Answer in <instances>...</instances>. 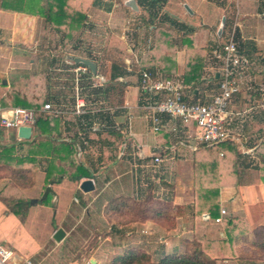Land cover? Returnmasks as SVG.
<instances>
[{"label": "crops", "instance_id": "0c3cea01", "mask_svg": "<svg viewBox=\"0 0 264 264\" xmlns=\"http://www.w3.org/2000/svg\"><path fill=\"white\" fill-rule=\"evenodd\" d=\"M3 1L0 0V103L15 106L18 98L32 105V107L36 103L45 100H48L45 103H53L63 112L58 119V133L61 134L59 143L76 144L80 151L81 161L89 167L91 172H94V178H83L81 181H76L70 176L72 171L74 172V168L68 164L71 160L65 162L58 160V165L66 169V174L60 182L47 184L44 172L46 162L44 161L41 167L36 168L43 173V184L41 185V182L38 183L37 181L35 189L37 191L42 189V194H44L46 188L50 186L51 192L49 194L53 196L49 205H44L37 199H31L30 203L33 200H37V203L31 204L25 223H22L19 218L11 213L0 198V245L9 246L17 252L16 246L18 245H16L15 238L16 236L21 237L29 234L27 233V226L32 215H39V212L40 215H55L54 217H56L59 212L57 207L64 204L68 198L71 197L74 202L79 201L75 197L78 193L82 194L83 200L87 203L83 207V209L88 210L87 214L90 213L88 206L90 207L92 202L103 198L102 209L109 198H112V194L107 196L108 193L106 192L109 189L113 192L120 190L124 197L136 198L137 196L136 199H141L140 196H143L146 190L143 187L146 184L143 175L145 174L144 168L149 164L153 166L152 157L155 153L166 147H171L175 152L173 154L170 151L172 152L171 158L178 157L176 158L178 160L182 157L192 161L195 158V152L186 143L183 133H155L152 130L151 115L146 108V97L142 93L139 80L141 73L148 71L141 68V65H144L143 60H147L146 63L150 65L154 61L153 52L151 53V49L154 47V38L151 45L146 44L147 49H144L143 45L141 46L142 50L139 49L140 47L136 49L135 46L131 49L128 48L127 52L129 54L124 55L125 57L122 60H118L119 56H115V54H104L102 57V53L105 51L115 52V50H112V43L115 39L110 41L111 50L104 48V45L107 44L101 43L98 39L80 36V41L83 40L80 47H77L79 43L76 42L71 45L70 51L67 49L68 52L66 53L57 51L62 50L60 48L66 49L64 45L59 46L56 51H52L49 47V39L43 38L37 32L39 29L44 30L45 27L54 29V26H50L44 17L6 10L2 7ZM228 2L227 5H221L220 7L211 4L221 9L224 15L215 24L213 23V26H206L209 29V36L205 40L199 38L198 33L200 30L181 20L178 13L172 15L169 11L165 12L176 21L185 22L184 24L193 30L194 33L191 37L193 46L202 57L200 82L185 83L184 79H181L189 87L186 92L189 100L196 101L203 95L210 93L208 95L212 96L217 92L218 87L213 88L211 86L213 79L215 82L218 80L216 76L214 78L209 77L210 72L215 70V66L208 63V52L210 48L222 47L226 43L227 39H224V35L227 27H230L228 32H236L238 28H241V36L244 40L246 39V42L243 39L240 40L238 43L239 48L241 53L250 61V70L243 76L241 92L234 100V107L241 110L245 106H255L254 102L262 95L259 92H252L255 94L254 96L248 88L255 87L259 89L264 87V83H257L262 79L264 80V0H244L242 10H239L232 0H228ZM253 3L256 4V15L263 17L259 23H256V28L250 26L251 24L246 25V23H249L248 20L246 22V19L253 16L250 11V6ZM185 6L186 4L184 8L187 19L195 17V12L187 5L193 12L191 14ZM67 10L69 12H82L87 15L88 20L85 26L79 30H84L83 33L86 30L90 33L100 29L105 31L112 29L113 32L119 26L125 24L130 14L141 13L138 4L137 10H134L127 6V2L121 4L117 0H68ZM223 19L226 22L221 32L220 27ZM122 20L123 24L121 23ZM194 24L198 26L197 23L194 22ZM147 27L153 31L154 35V28L152 26ZM244 30H249L250 33L247 34ZM94 35L97 37V34ZM120 38L121 42L129 40V36L125 34L124 37ZM201 42L207 43L199 46L198 44ZM207 44H211L210 47ZM99 45L103 47H98ZM80 48L81 50H79ZM188 53L189 51L183 48L175 51L174 56L172 55V61L169 62V73H172L171 78L180 79V76L184 78L187 71ZM74 58H82L93 62L97 67V72L94 74L89 67L76 64ZM104 63L107 64L104 65ZM162 63L154 64L155 67H152L154 75L163 76ZM214 64L216 67L219 66L215 60ZM81 67H87L88 70L81 71L79 70ZM115 73L117 78L113 82L112 76ZM203 81H206L207 88H204V92L200 93L201 90L197 86L200 83L202 84ZM245 86H248V88L246 87V89ZM70 91H72V95H68ZM76 95L82 97L86 102L88 118L86 117L87 119L82 123L83 125L78 120L85 116L74 113L76 110ZM102 97H104V102L106 99H110L109 104L107 103L105 107L106 111L109 112L104 113L100 127L94 128L97 121L93 114L97 111V107L92 106L97 105V99ZM147 127L149 131L146 130ZM4 133H8L7 135L10 137L9 140L6 137V142H11L6 146L17 144L15 156L27 157L32 154L34 148L39 149L37 143L39 138L34 131L30 140L20 139L18 133L14 130H5ZM164 134L169 135L170 140ZM217 153L221 156L223 152L219 151ZM138 155L141 158H138ZM125 160L128 161V165L122 167L120 164ZM190 167L186 163L184 165H180V162L177 164L176 171L180 177L177 176L173 198L168 199L173 203V209H175L173 215L209 216L211 213L208 207L205 209L200 208L198 181L195 178L192 181V171L194 173L195 169ZM86 180H93L97 193L95 191H93L95 193H85L81 190V185ZM96 183H98V188H96ZM7 185L3 180H0V196L6 193L4 195L12 194L11 198L25 199L23 196L14 197V194H24L26 192H21L23 190L8 191ZM218 202L219 211L217 216L214 218L210 216L212 219H206L209 222H204L206 224L211 223L210 225H223V230H226L224 235L227 242L213 243L211 253L207 252L208 256L218 264H264V258L251 257V253L246 254L247 250L253 251L256 247V244L253 243V241L258 242L255 233L264 229V181L259 178L253 180L250 184H245L240 177V179H235L234 184V179L229 178V182H223L220 188ZM60 208L64 210L62 205ZM221 209H225L227 214L222 216ZM197 217L194 218L196 222L199 220V217ZM218 218H221L222 221L216 222ZM227 220H231L230 224H226ZM213 222L215 223L213 224ZM228 225L233 226L230 228ZM124 232H126L124 234L127 237L126 243L131 244L135 240L134 237H136L134 231L126 229ZM14 235L15 237H13ZM232 236L235 238L233 242ZM208 241L213 242L214 239L211 241L208 239ZM128 246L126 247L128 250L133 248ZM21 248H24V245H21ZM180 248L181 246L175 245L173 242V252H179ZM41 250V245H36L31 247L30 254H23L18 251L19 256H15L12 263H22L25 260L26 264H32L28 261V257H39ZM242 255H244L243 258Z\"/></svg>", "mask_w": 264, "mask_h": 264}, {"label": "rangeland", "instance_id": "374dc122", "mask_svg": "<svg viewBox=\"0 0 264 264\" xmlns=\"http://www.w3.org/2000/svg\"><path fill=\"white\" fill-rule=\"evenodd\" d=\"M243 1L244 0H232L233 4L235 3L239 10H242L244 7ZM117 2L122 4L123 2L126 3L127 0H117ZM228 3V0H168L164 11H169L172 15L173 13H178L181 20L185 21L189 25L191 24L197 28V30H200L198 33L199 38L201 40H205L208 39L207 36H209V29L207 27L213 26L216 21H219V18L224 15L223 11L214 5L220 7L221 5H227ZM185 4L195 12V17H190L187 19L188 17L185 14L186 11L184 8ZM253 4L250 6V11L253 16H250L249 19H246V22L247 20L249 22L246 23V25L249 26V24H251L250 26L256 28V23H259L263 17H258L259 15H256V4ZM129 16V19L125 21V24L119 26L118 29L113 32L112 29H107L106 31L104 29H100L94 30L90 33L86 32V30L83 33V30L74 33L72 40L69 42H67L65 38L62 37V35H60V33L55 29H50L48 27H45L44 30L39 29L37 34L45 39H49V47L52 51H56L59 46L64 45V48L66 49L60 48L62 50H57L63 51V53L68 52V50L70 51L71 45H74L76 42L79 43L77 44V47H80L81 43L83 42V40L80 41V36L98 39L101 43H106L107 45H104V48L107 50L112 49L110 47V41L115 39L116 41L114 40L112 43V50H115V52L105 51L102 53V57L104 54H115V56H119L118 60H122L123 57H125L124 55L129 54L127 52L128 48L131 49L133 46H135L136 49L140 47L139 49L142 50L141 46L143 45V48L147 49L148 46H146V44L148 43L151 45L154 38L153 31L147 27V24L142 19V12L135 15L130 14ZM194 22L197 23L198 26L194 24ZM121 23L123 24V20ZM229 29L230 27H227L225 30L224 39H228L229 34L231 33L228 32ZM244 32L247 34L250 33L249 30H244ZM94 34H97L98 38L95 37ZM124 34L129 36V40L127 42H121L120 37H124ZM175 39H178V37ZM235 39L238 43L243 39L241 36V28H238L235 32ZM203 43L207 42H201L198 45L200 46ZM102 45H99L98 47H103ZM178 45L181 46V43L178 42ZM207 45L209 46L211 44ZM180 49L183 48L179 47L178 50ZM213 49L210 48L207 58L208 63L215 66V70L211 71L209 76L214 78L216 76V72L219 70V67H216L214 60L212 59L211 51ZM79 50H81V48ZM105 64L107 63H104V65ZM180 77V79H184L182 76ZM212 81L213 83L211 86L213 88H217L218 82H215L214 79ZM203 82L197 86L199 90H201L200 93H203L204 88H207L206 81ZM257 83L262 84L264 83V80L262 79ZM246 87L248 88V86H245V88ZM248 90L251 94L259 92L262 95L259 96L254 102L255 106H245V108L241 109V111L246 110V113L245 116L238 122V131L242 136L243 141L246 142V149L254 148V151L251 154L245 155V158L243 157L240 160V164L242 163L244 166H241L239 162L233 160V163H235L233 165L237 164L239 166V179L241 177L245 184H250L255 179H263L264 176V171L256 170V167H259L260 169L264 167V153L259 152L258 150L260 145L264 143V92L256 89L255 87H249ZM70 94L72 95V91H70L68 95ZM253 95L255 96V94ZM109 100L110 99H106L104 102V97L99 98L96 101L97 105L95 104L92 106L97 107V111L93 115L96 117L95 120L97 121L96 124L98 127L101 125L102 117L105 115L104 113L109 112L106 111L105 108ZM149 113L150 115L152 114L150 111ZM83 116L85 117H82L80 120H78L81 124L86 121L85 119L88 118V114ZM146 130L149 131L148 127ZM4 132L5 131L0 130V150L4 146L11 144L9 141L6 142V137L8 138L7 140H9L10 137L7 135L8 133ZM250 146L252 147L250 148ZM138 158H141V156L138 155ZM176 158L178 157H169L161 169H157L150 164L144 168L145 174L143 175L146 179V184L143 187L146 190L143 196H140L142 197L140 202L144 199L146 200L144 205H139L135 202L134 204H131L134 205V207H128V205L122 206L121 203L125 201V198L120 190H115L113 192L111 189H109L106 193H108L107 196L112 194V198H109L110 204L109 202H106L104 207L101 209L103 198L97 199V201L92 202L90 207L88 206V209H90L89 214H87L88 210L83 209L87 203L83 200L81 193L75 195L79 201L74 202V200L70 197L64 202V204H60L58 206L59 208L57 207L59 212L57 213L56 217H54L55 215H40L38 210L35 209L39 215L31 216L27 226V233H29L27 236H16L15 241L16 245H18H15L17 247L16 249L23 254H30L31 247L41 245L42 250L39 253V257H28V261H30L32 264H114L113 260L116 256L125 255V253L127 254L132 250H138V252L152 254L151 262L144 261L140 264H160L163 257L165 256L170 257L186 255L187 257H195V255L199 253L197 248L199 247L200 249H203V242H208V239L210 241L214 239L216 243H223L227 241L224 235L226 230H223V225H215V222H213L214 225H210L211 223H205L209 222L207 220L210 215H173L175 212V209H173V203L169 202L168 204L166 201L169 198H173V190L176 188L177 176L180 177L176 171L177 164L179 162L180 165H184L185 163L189 164L192 169H195L194 173L192 171V181L194 178L195 180L197 179L195 158L192 161H188V159L182 157L178 160H176ZM42 165L43 162H40L36 168L41 167ZM120 165L125 167L128 165V161L125 160ZM36 168L35 170L28 171L22 170L20 167L15 168V165L7 166L4 163H0V180H3L5 183L11 186L13 185L15 188L19 189L18 191L23 190L21 192H26L24 194L15 193L14 197L23 196L26 200L37 199L39 202H43L45 199H43L42 189L38 191L35 189L37 181L38 183L41 182V185L43 184V173L38 171ZM21 171H23L27 177H29V180L25 181L18 179ZM208 172L211 174L210 176H212V178L217 173L216 168H210ZM208 179L209 178L207 176V182ZM96 188H98V183H96ZM153 188H155V194H153ZM94 191L96 192L97 190ZM148 194L153 195L156 200L154 201L151 197H148ZM91 197L93 198V195ZM159 203H165L166 205H160ZM61 205L64 210L60 208ZM107 205L108 209L105 208ZM143 207L150 209L155 208L158 212L155 215H150L152 210L149 209V212H142ZM112 208L113 210L110 211ZM126 208H129L130 211H127ZM158 213H162L163 215H159ZM195 216L199 217L197 222L194 219ZM228 220L226 224H228ZM232 226L233 225H228L230 228ZM58 229H63L66 232V236L60 242H57L54 239V235ZM126 229L132 230L135 233V240H133L131 244L129 242L126 243L127 237L124 234L126 233L124 232ZM186 231H188V233H186ZM261 234L262 238L264 239V231ZM15 235L13 237H15ZM234 239V236H232V242ZM173 242L175 245L177 244L178 246H181L179 252L177 253L173 252ZM21 245H24V248H21ZM127 245H129L128 247L133 248L128 250L126 248ZM12 250L16 256H19L17 253L18 251L16 252L15 249ZM248 253H251V257L256 256L255 258H264V251L257 246L254 247L253 251L247 250L246 254ZM204 255L205 257H200L203 259L202 261L204 264H218L207 254ZM243 257L244 255H242V258ZM39 260L40 262H38ZM15 264H26V261L23 260L22 263Z\"/></svg>", "mask_w": 264, "mask_h": 264}, {"label": "trees", "instance_id": "16d2710c", "mask_svg": "<svg viewBox=\"0 0 264 264\" xmlns=\"http://www.w3.org/2000/svg\"><path fill=\"white\" fill-rule=\"evenodd\" d=\"M67 1L68 0H4L2 7L6 10L44 17L46 22L49 23L50 26L53 25V28L59 32L67 42H69L72 40L74 36L73 34L85 26L88 18L87 15L82 12H69V10H67ZM167 2L168 0H137V4L142 12V19L145 21L147 26H152L154 28V47L151 49V53L153 52L152 56L154 57V61H152V65H150L146 63L147 60H143L144 65H141V68L154 74L152 68L155 67L154 64L163 62L161 68L163 74L162 77H171L172 73H169V62L172 61L171 57L172 55L174 56L175 51H177L179 47H182L189 51L187 71L184 75V82H200L202 77L201 72L203 62L198 50H195L193 46L191 37L193 36L194 32L184 23L176 21L164 11ZM175 36L178 37V39H175ZM178 42L181 43V46L178 45ZM116 78L117 75L115 73V75L112 76V81L114 82ZM45 104V101H40L32 107V105L25 103L24 100L18 98L15 102V106H9L6 103H3L2 105L5 107H29L36 110H41ZM58 119L59 118L57 117L47 116L45 114L39 116L34 128V132L39 138L37 139L39 149L36 150L34 148L30 156L20 157L15 156L17 144L12 146H4L0 152V163H4L7 166L15 165V168L20 167L22 170L29 171L35 170L40 162L45 161L46 167L44 172L46 174V182L49 184L50 182H60L63 176L66 174V169L63 166L58 165V160H60V162L71 160L68 164L74 168V172L72 171L70 176L76 181H81L83 178H94V172H91L89 167L85 165L83 161H81V155H79L80 151L78 150L77 145L74 143H59L61 134L58 133ZM164 136H167L170 140L169 135L164 134ZM258 150L259 152L264 153V143L260 145ZM216 151L223 152L224 157L217 155L218 153ZM194 155L198 181L197 188L199 191L198 198L201 205L200 208L205 209L208 207L211 213L210 216L214 218L217 216V212L219 211L218 197L223 182H229V178H232L234 179L235 184V179H239V166L237 164L233 165L235 164L233 163V160L239 162L240 164V160L243 157L245 158L246 154L237 151L236 144L228 143L215 147L202 146L199 151L195 152ZM240 165L244 166L242 163ZM210 168H216L217 171L213 178L208 172ZM256 170L264 171V167L261 169L256 167ZM207 176L209 178L208 182ZM28 178L29 177H27L23 171H21L20 176H18V179L20 180L26 181L29 180ZM262 180H264V176ZM6 188L8 191L19 190L13 185L11 186L9 184ZM4 194H1L0 196L1 201L7 206L11 213L19 218L22 223H25L28 216L27 214L31 207L30 200L20 198H15L14 200V198H11L12 194L8 196ZM149 194L147 196L151 197L155 201V197ZM153 194H155L154 188ZM124 198L125 201L121 203L122 206L128 205V207H134V205L131 204L136 202V204L144 205V202H146L145 199L140 202V199H136L135 197ZM51 199L52 194H49L42 204L49 205ZM108 202L110 204V200ZM169 202L170 201L168 200L166 201L168 204ZM159 204L163 205L165 203ZM105 208L108 209V205ZM126 209L127 211H130L129 208ZM149 209L150 208L143 207L142 212H149ZM112 210L113 208L110 209V211ZM150 210H152L150 215H155L158 212L155 208ZM158 214L163 215L162 213ZM211 217L210 219H212ZM230 222L228 221V224ZM263 231L264 229H261L255 233V238L258 240V242L256 243V241H253V243L264 251V239L261 236ZM213 243L218 244L214 241L203 242V249L198 247L197 250L199 253H197L195 257H187L186 255L170 257L165 256L163 257L160 264H204L202 261L203 259L200 257H205L204 254H207V252L211 253L210 250L213 247ZM151 256L152 254L149 253L132 250L127 254L125 253V255L116 256L113 261L114 264H140L144 261L151 262Z\"/></svg>", "mask_w": 264, "mask_h": 264}, {"label": "built area", "instance_id": "2783aa9c", "mask_svg": "<svg viewBox=\"0 0 264 264\" xmlns=\"http://www.w3.org/2000/svg\"><path fill=\"white\" fill-rule=\"evenodd\" d=\"M212 57L219 65L216 72L218 90L214 95H203L196 101L189 100L186 93L189 87L181 79L165 78L149 71L141 73L139 83L146 97V108L152 113V130L155 133H183L193 152L199 151L202 146L234 143L243 154H251L254 148L246 149V142L238 131V122L245 116L246 110L234 107L235 97L241 92L243 76L250 70V61L241 53L235 31H231L222 47L212 51ZM79 70L87 71L88 68L81 67ZM259 90L264 92V87ZM74 113H87L86 102L79 95H76ZM42 114L59 118L63 112L52 103H46L41 110L5 107L0 103V130L18 133L21 127H31L34 131L37 119ZM94 127H98L97 124ZM170 151L175 154L171 147L155 153L152 157L153 167L161 169L170 157ZM221 156L224 154L221 153ZM220 213L223 216L227 211L221 209ZM221 221V218L216 219V222ZM15 256L10 247L0 245V264H11Z\"/></svg>", "mask_w": 264, "mask_h": 264}, {"label": "water", "instance_id": "95a60500", "mask_svg": "<svg viewBox=\"0 0 264 264\" xmlns=\"http://www.w3.org/2000/svg\"><path fill=\"white\" fill-rule=\"evenodd\" d=\"M127 6H129L130 8H132L134 10H137L136 0H128ZM185 7L191 14L193 13L187 5ZM225 22H226V20L223 19L221 27H220L221 32L224 28ZM74 60H75L76 64H81V65H85V66L89 67L94 74L97 72V67L93 62L86 60V59H82V58H74ZM32 135H33V130L31 127H21L18 130V137L22 140H30ZM81 190L85 193H89L91 191H94L95 185H94L93 180L84 181L81 185ZM50 192H51V187L49 186L46 188V190L43 194V199H46ZM35 203H37V200L31 201V204H35ZM65 236H66V232L63 229H58V231L54 235V239L57 242H60L64 239Z\"/></svg>", "mask_w": 264, "mask_h": 264}]
</instances>
